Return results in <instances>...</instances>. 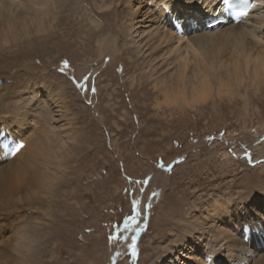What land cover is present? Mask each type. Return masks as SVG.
<instances>
[{"label": "rangeland", "instance_id": "obj_1", "mask_svg": "<svg viewBox=\"0 0 264 264\" xmlns=\"http://www.w3.org/2000/svg\"><path fill=\"white\" fill-rule=\"evenodd\" d=\"M64 3L65 10L59 12L64 19L56 22L58 34L45 46L0 60L4 64L0 87L29 68L18 80L28 77L49 89L40 100L46 111L40 117L59 132L64 158L59 197L54 201L49 195L42 205L49 217L43 218L33 207L15 204L16 209L7 205L5 209L0 203V224L5 222L0 225V264H9L10 244L22 228L39 236L41 229L46 233L43 248L36 243L40 251L34 259L39 264H112L110 256L123 243L125 225L134 222L128 221L135 215L132 201L144 192L145 208L150 207L153 175L167 164L169 176L160 175L161 181L166 180L165 190L151 209L138 257L128 252L115 262L152 264L167 238L180 234L181 215L198 213L197 208L216 195L234 197L235 190H264V169L257 168L264 165L260 160L264 157L255 153L237 159L218 140L264 128V92L253 93L248 102L243 89L238 96L220 99L214 94L206 102L190 95L186 103L165 102L130 53L117 56L111 64L112 58L105 63L98 57L99 43L106 38L123 46L117 30L122 7L105 12L97 9L94 0ZM62 84L69 92L66 95L58 90ZM226 154L230 163L223 158ZM22 156L18 165L23 167L29 160ZM19 174L23 178V172ZM259 205L263 210L264 202ZM114 236L119 238L113 240Z\"/></svg>", "mask_w": 264, "mask_h": 264}, {"label": "bare ground", "instance_id": "obj_2", "mask_svg": "<svg viewBox=\"0 0 264 264\" xmlns=\"http://www.w3.org/2000/svg\"><path fill=\"white\" fill-rule=\"evenodd\" d=\"M94 1L97 9L105 12L122 7L117 30L122 35L123 46L119 47L116 39L106 38L99 43L100 61L106 63L112 58L111 64L117 56L124 58L130 53L140 61L142 74L149 75L151 86L165 102L186 103L189 95L198 102H206L214 94L220 99L238 96L241 89L248 102L253 93L264 92V0H259L246 21L211 29L206 28V21L210 16L222 14V0H109V5ZM64 8V0H0V60L6 56L10 59L11 53L33 52L45 46L50 37L58 34L60 27L55 29L56 22L63 18L64 14L61 16L59 12ZM193 25L200 29L193 30ZM3 66L0 64V70ZM30 70L26 68L25 74ZM25 74H16L14 79L8 74L12 82L0 87V111L11 113L0 112V203L4 208L7 205L16 209L15 204L33 207L46 218L49 211L42 205L49 195L54 201L59 197L64 158L59 132L42 120L46 111L40 100L48 95L49 89L28 77L19 81L18 77ZM57 87L61 95L69 93L63 84ZM56 106L61 113V106ZM218 140L237 159L255 153L264 157L263 127L256 134L249 131ZM24 154L29 164L25 162L22 167L18 164H22L19 160ZM223 158L230 163L228 154ZM166 166L169 170L167 164L160 165L152 176L154 195L150 207L145 208L144 192L136 198L141 215L131 226L127 224L123 243L113 253L115 256H110L112 264L131 252L133 235L138 253L141 251L151 209L165 190L166 180L161 181L160 175L169 176ZM257 168L263 170L264 165ZM22 172L23 178L18 176ZM251 189L232 191L234 197L216 195L197 208L198 213L189 211L181 215L180 234L167 238L152 264H264V209L259 210V204L264 202V190ZM4 220L8 223V219ZM44 233L41 229L39 236L32 229L22 228L10 244L9 264H39L34 259L40 251L36 243H41L43 248Z\"/></svg>", "mask_w": 264, "mask_h": 264}, {"label": "snow or ice", "instance_id": "obj_3", "mask_svg": "<svg viewBox=\"0 0 264 264\" xmlns=\"http://www.w3.org/2000/svg\"><path fill=\"white\" fill-rule=\"evenodd\" d=\"M241 16H247L248 15V11L245 10V11H242L241 13ZM93 91H95V89H93ZM24 145L21 144L20 145V148H23ZM19 149H17L18 151ZM132 204H133V211L135 212V215H132V216H129L128 217V221L131 222V221H136L137 220V217H139L141 215V212L139 210V201L137 200H133L132 201ZM137 229H138V224H137ZM125 230H127V224L125 225ZM119 237L117 236H114L112 237L113 240L115 239H118ZM127 239V238H125ZM130 249H131V255L132 256H137L138 257V249H137V244H136V238H135V235H133V237L131 238V244L129 245Z\"/></svg>", "mask_w": 264, "mask_h": 264}]
</instances>
